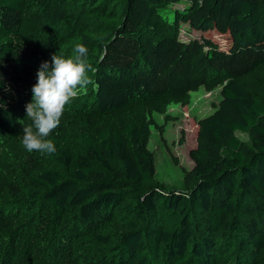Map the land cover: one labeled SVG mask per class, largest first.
I'll list each match as a JSON object with an SVG mask.
<instances>
[{"label": "trees", "instance_id": "1", "mask_svg": "<svg viewBox=\"0 0 264 264\" xmlns=\"http://www.w3.org/2000/svg\"><path fill=\"white\" fill-rule=\"evenodd\" d=\"M181 1L187 5L183 13L175 12L171 22L162 17V9ZM38 4L39 11L25 16L22 0H0V128L32 102L40 65L50 63L48 38H66L69 58L76 44L87 47L92 105L100 117L142 113L115 131L99 133L97 143L82 135L83 149L55 145L50 164L32 175V188L24 189L30 210L50 214L54 225L75 209L77 220L92 228L76 225V233L108 249L104 264L255 261L264 250V96L247 91L240 81L264 66V0ZM183 22L200 34L198 39L178 38ZM209 31L223 39L222 48L205 36ZM219 84V107L197 121L194 165L182 169L186 190H142L154 175L147 151L150 129L157 128L152 113L160 111L159 104ZM114 174L115 181L107 179ZM115 212L127 227L117 245L103 234ZM55 233L49 248L57 262L66 251L60 247H66ZM31 251L22 253V264L44 258L40 249L34 250L36 258Z\"/></svg>", "mask_w": 264, "mask_h": 264}, {"label": "rangeland", "instance_id": "2", "mask_svg": "<svg viewBox=\"0 0 264 264\" xmlns=\"http://www.w3.org/2000/svg\"><path fill=\"white\" fill-rule=\"evenodd\" d=\"M22 1L25 16L39 11V0ZM186 7L182 1L169 5L164 11L161 10L162 17L171 22L174 13H183ZM163 34L166 35L167 32L164 31ZM199 36L198 32L189 28L187 22L180 24V40L187 42L198 39ZM205 36L213 38L219 47L224 46L223 39L217 33L209 31ZM69 46L71 44L64 37L52 40L48 38L44 44L50 62L53 54L69 58ZM86 75L92 79L90 70H86ZM240 85L249 92L264 96V66L249 78L241 80ZM220 91L221 84L210 89L199 87L186 97L181 96V99L172 100L167 105H158L160 111H154L150 116V121H153L157 128L151 127L147 144V151L151 153L154 166L153 182L142 185V190H186L182 169L190 170L194 165L192 154L197 147V121L212 114L219 107ZM92 94L93 84L70 100L65 106L59 126L47 139L52 140L54 145L65 142L72 148L83 149L87 144L82 140V135L90 136L97 143L99 133L115 131L123 122L142 113V109H135L130 115L100 117L92 105ZM31 123L24 108L0 128V264H22L20 257L26 250H32L31 257L36 258L35 249H40L44 258H38L33 263L104 264L103 255H106V259L110 257L108 249L85 240L76 233V225L84 228V231L92 228L77 220L75 209H70L58 221L54 220L55 226L50 214H45L39 209L30 210L32 205L28 204L24 189L32 188V175L48 166L51 159L49 153L29 152L24 148L23 126ZM236 136L248 141L241 133H236ZM118 171L117 166L114 172ZM115 177L117 178L115 174L107 175V179L113 181L116 180ZM114 214V220L106 226L103 225V234L110 238L111 243L117 245L127 227L122 214ZM54 233L60 245L66 247H60L66 251L57 262H54V255L49 248ZM9 259L11 262H8ZM155 264L163 263L159 259ZM245 264H264V250L257 254L255 261Z\"/></svg>", "mask_w": 264, "mask_h": 264}, {"label": "clouds", "instance_id": "3", "mask_svg": "<svg viewBox=\"0 0 264 264\" xmlns=\"http://www.w3.org/2000/svg\"><path fill=\"white\" fill-rule=\"evenodd\" d=\"M87 53L84 44H76L72 57L53 54L50 63L40 65L32 102L25 105L27 118L32 121L23 126L22 144L27 151L55 153L56 147L47 137L59 126L69 101L93 84L86 75L92 67L86 63Z\"/></svg>", "mask_w": 264, "mask_h": 264}]
</instances>
